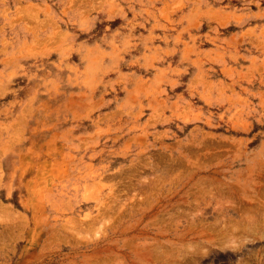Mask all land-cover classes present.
Masks as SVG:
<instances>
[{
	"label": "rangeland",
	"instance_id": "1",
	"mask_svg": "<svg viewBox=\"0 0 264 264\" xmlns=\"http://www.w3.org/2000/svg\"><path fill=\"white\" fill-rule=\"evenodd\" d=\"M0 264H264V0H0Z\"/></svg>",
	"mask_w": 264,
	"mask_h": 264
}]
</instances>
